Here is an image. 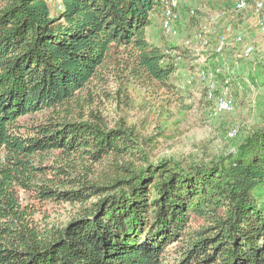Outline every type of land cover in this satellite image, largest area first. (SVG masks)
Masks as SVG:
<instances>
[{"label":"trees","instance_id":"16d2710c","mask_svg":"<svg viewBox=\"0 0 264 264\" xmlns=\"http://www.w3.org/2000/svg\"><path fill=\"white\" fill-rule=\"evenodd\" d=\"M162 5L0 0V264H264V112L234 150L182 166L81 108L123 66L179 95L178 60L194 58L150 41ZM47 203L69 207L64 224Z\"/></svg>","mask_w":264,"mask_h":264},{"label":"rangeland","instance_id":"374dc122","mask_svg":"<svg viewBox=\"0 0 264 264\" xmlns=\"http://www.w3.org/2000/svg\"><path fill=\"white\" fill-rule=\"evenodd\" d=\"M176 2L177 19L172 21L169 33L161 31L160 12L157 14L160 21L153 23L148 34L153 44L166 50L179 48L192 52L194 60H178V71L172 84L179 95L138 82L122 65L120 76L106 74L104 85L92 87L91 93L86 89L80 97H84L81 108L86 114L101 116L111 128L122 125L132 129L142 140L151 163L173 159L186 166L234 150L259 123V113L264 112V53L257 48L253 38L257 28L264 35L260 28V24H264V5L256 11V0H246V9H251L237 11L233 8L235 0H189L182 5L179 0ZM225 4L232 7L228 9L229 13L222 8ZM53 6L54 11L61 7L58 3ZM251 11L253 17H261L256 20L257 28L255 21L250 20ZM238 32L244 39L237 35ZM223 37L225 41L221 45ZM231 37L233 43L239 37V43L235 44L241 45L232 48L225 45L227 40L232 42ZM226 48L243 57L232 59L229 51L224 52ZM247 49L251 51L248 55ZM174 50L171 54L176 52ZM256 77L259 78L255 81L257 86L252 84ZM220 101L226 103V109L218 111ZM70 107L75 110L72 117L78 116V104ZM49 113L46 111L25 119L42 121ZM111 164L105 162L97 172L114 176L115 168ZM41 212L52 223L64 224L70 211L67 205L47 203Z\"/></svg>","mask_w":264,"mask_h":264},{"label":"crops","instance_id":"0c3cea01","mask_svg":"<svg viewBox=\"0 0 264 264\" xmlns=\"http://www.w3.org/2000/svg\"><path fill=\"white\" fill-rule=\"evenodd\" d=\"M184 1H189V0H179V3L182 5V3L184 2ZM245 1V4H244V6L242 7V8H238L237 6L238 5H236V10L237 11H242V10H244V9H246V7H247V3H246V0H244ZM235 2H236V0H235ZM235 2L233 3V5H235ZM232 5V6H233ZM181 9V13L183 12V10H182V6L180 7ZM222 8H226V11L229 13V11H228V9H232V7L230 8L228 5H224V6H222ZM233 8H234V6H233ZM247 9H251V7H248ZM246 9V10H247ZM245 11V10H244ZM233 12H235L234 11V9H233ZM191 13H193V12H191ZM158 13H155V14H153L152 15V24L146 29V31H147V35L148 36H150L149 34H148V30L150 29V28H152V26H153V23L155 24V23H158L157 22V20L158 21H160V19H159V17H158V15H157ZM250 20H252L253 22L255 21V27L257 28V24H256V20H255V18L253 17V12L251 11L250 12ZM233 17H231L230 19H232ZM251 22V21H250ZM230 30V29H229ZM262 30V29H261ZM262 31H264V30H262ZM229 34H231V32H229L228 33V39L230 38V35ZM234 35V34H233ZM237 35H241L242 37H243V39H244V35L242 34V33H240V32H238L237 33ZM224 36V35H223ZM264 35H262L260 32H259V30H258V28H257V33L254 35V38H253V41L255 42V45H257V48H261L260 50L264 53ZM236 38H239V37H236ZM224 41H225V38L223 37V38H221V45H223V43H224ZM231 41H232V37H231ZM204 43H206V41H204ZM235 43H239V42H236L235 41V39H234V43H233V41L232 42H230L229 40H227V43L225 44V45H227V46H230V48H232V47H236V46H238V45H241V43L240 44H235ZM219 44H220V38H219V41H218V45H217V47L219 46ZM216 47V48H217ZM217 50H219V48L217 49ZM222 50H223V48H222ZM230 50L231 49H229V48H226L225 50H224V52H226V51H229L230 52ZM218 52V51H217ZM224 52H222V56H224ZM231 53V55H232V59L233 58H235V57H237V58H239V57H243V55H240L237 51H233V52H230ZM242 54H243V51H242ZM247 54V53H246ZM248 55V54H247ZM247 59V58H246ZM249 59H251V58H249ZM253 65V64H252ZM258 77H256L255 79H254V81H252V84H254V85H259V84H257L258 82H255V81H258ZM247 80H249L248 78H247ZM260 81H262V79L260 80ZM261 83V82H260Z\"/></svg>","mask_w":264,"mask_h":264},{"label":"bare ground","instance_id":"6f19581e","mask_svg":"<svg viewBox=\"0 0 264 264\" xmlns=\"http://www.w3.org/2000/svg\"><path fill=\"white\" fill-rule=\"evenodd\" d=\"M161 3L164 5L163 19L161 22V31L166 34V33H169V31L171 30V24H172V21L176 18V15H177L176 9L178 7H177L176 0H161ZM244 4H245V1L241 0V5H238L237 7L242 8L244 6ZM261 9H262V5L257 6V4H255V10L256 11H260ZM175 11H176V13H175ZM260 28L262 30H264V24L263 23L260 24ZM168 35H170V34H168ZM235 41L239 42L240 38H235ZM218 51H220V50H218ZM246 53L247 54L251 53L250 49H247ZM226 83L229 84L228 80L226 81ZM217 108H218V111L226 109V103L223 101H220L217 104Z\"/></svg>","mask_w":264,"mask_h":264},{"label":"built area","instance_id":"2783aa9c","mask_svg":"<svg viewBox=\"0 0 264 264\" xmlns=\"http://www.w3.org/2000/svg\"><path fill=\"white\" fill-rule=\"evenodd\" d=\"M256 4H257V6H260V5H264V2H263V0H256ZM236 5H241V0H236L234 8H236ZM254 18H255V20L261 19V17H254ZM223 101H225V100H223Z\"/></svg>","mask_w":264,"mask_h":264}]
</instances>
